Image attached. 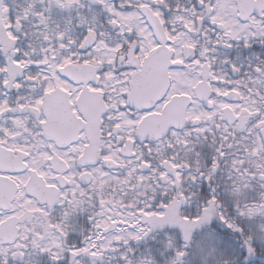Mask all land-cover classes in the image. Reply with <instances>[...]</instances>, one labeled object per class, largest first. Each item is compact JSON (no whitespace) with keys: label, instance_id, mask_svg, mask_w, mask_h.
<instances>
[{"label":"snow or ice","instance_id":"obj_1","mask_svg":"<svg viewBox=\"0 0 264 264\" xmlns=\"http://www.w3.org/2000/svg\"><path fill=\"white\" fill-rule=\"evenodd\" d=\"M0 264H264V0H0Z\"/></svg>","mask_w":264,"mask_h":264}]
</instances>
